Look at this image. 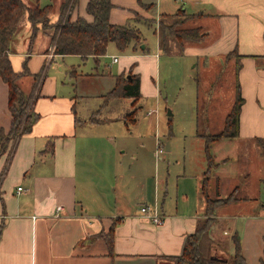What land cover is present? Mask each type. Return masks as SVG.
<instances>
[{"label": "crops", "instance_id": "obj_1", "mask_svg": "<svg viewBox=\"0 0 264 264\" xmlns=\"http://www.w3.org/2000/svg\"><path fill=\"white\" fill-rule=\"evenodd\" d=\"M87 1H79L76 14L89 19L84 11ZM43 2L37 0L40 7L53 5L49 17L55 22L61 0ZM111 2L113 24L123 25L133 13L141 14L137 0ZM181 2L184 12L208 22L200 26L214 27L225 53L235 50L241 57L237 81L244 102L238 136L217 141L205 151V139L196 130L195 142L183 148L170 170L161 171L155 163L150 181L125 119L117 111L108 112L103 103L115 86L110 79L117 76L110 78L97 69L106 54L97 60L55 55L48 50L47 32L37 33L28 50L31 27L22 18L9 53L12 68L21 72L25 61L29 72L36 74L44 66L46 77L32 107L38 119L0 156V264H171L204 218L202 185L208 150L219 159L215 192L223 199L238 193L235 201L214 211L216 225L210 227L209 238L217 246L212 236L219 225L224 226L225 235L238 237L246 264H264V218L255 206L264 179L258 174L251 184L249 153L243 158L250 167L247 171L242 166L239 175L232 166L237 146L264 142V0ZM20 32L25 36L18 39ZM141 55L137 51L128 60ZM67 57H77L82 64L90 60L92 69L85 73ZM95 83L110 90L85 93L84 88ZM141 83L140 79V88ZM17 84L27 95L33 78L20 77ZM101 111L112 117L90 121ZM10 123L8 87L0 80V130L7 134ZM145 204L156 206L163 217L161 225L144 219L140 207ZM58 206L62 211L56 217ZM228 244L226 251L232 257L235 242Z\"/></svg>", "mask_w": 264, "mask_h": 264}, {"label": "rangeland", "instance_id": "obj_2", "mask_svg": "<svg viewBox=\"0 0 264 264\" xmlns=\"http://www.w3.org/2000/svg\"><path fill=\"white\" fill-rule=\"evenodd\" d=\"M41 2L44 3L43 0ZM35 3V0H32L29 5L34 7ZM142 4L143 8L140 7L141 14L133 13V19L127 20L125 23L139 30L143 40L142 44L136 50H132L130 46L124 51H119L114 44L110 43L105 57L99 60L97 69L110 78L118 76L126 69V72L121 73L122 79L138 73L142 80L141 97L137 101L114 98V94H112L105 96L103 103L107 106L105 107L108 112L110 110L117 111L119 117L122 116L125 119L129 131L133 133L132 143L134 146L137 144L139 159L143 160L146 174L151 181L155 165L158 164L156 166L161 171H165L166 168L170 170L168 166L181 158L183 148L187 144L195 142L193 138L196 130L205 138L208 148L217 142L214 141V138L221 133L225 116L230 111L236 97L235 72L241 57L234 50L225 53L224 44L218 43L219 35L214 27L204 24V26H200L202 22L208 23L206 20H198L199 16L186 19L185 17L189 15L186 12L184 16L180 13L174 16L177 9L186 8V5L182 6L181 0H143ZM189 11L187 9V12ZM181 21L184 22L182 28L199 27L205 34L204 39L181 47L179 42L169 37L164 43V50L161 49L156 31L161 32L164 28L174 26ZM44 30L39 27L37 33H43ZM30 33L31 31L28 29L29 37ZM47 33L51 34L52 30H48ZM165 33L168 34V31L165 30ZM21 34L23 33L20 32L18 39L20 36L22 37ZM142 45L145 50L141 48ZM19 46L17 45L16 49ZM51 51L53 52V50ZM137 51L138 54L144 55H141L140 59L136 58L130 62L128 55H135ZM114 57L118 59L117 63H112ZM66 60L75 67L79 64L80 70L85 73L89 72L92 67L90 60L85 61L84 64L80 63L77 57H67ZM129 62L131 63L130 66ZM110 80L116 84L117 80ZM96 83L86 86L84 88L85 93L97 94L110 90V88L108 89L109 86L100 87L96 86ZM107 111L93 113L90 116V121H106L109 119L108 117H112V115L106 116ZM131 115L136 118L135 123L129 121ZM120 141L121 139H117V143ZM158 144L164 147V153L160 154V158H162L160 161L154 156ZM166 145L170 147L169 152L166 151ZM260 147H264V142L252 141L251 144L240 148L237 146L232 162L234 171L237 172L239 169L237 173L239 175L242 172V166L246 171L251 167L249 180L252 185L258 174L264 179V150ZM248 153L250 167L243 159ZM208 156V167L204 173L202 185L204 211L209 205L208 202L216 204L223 199L218 192H215L214 177L219 159H216L209 150ZM238 179L240 178L236 180ZM251 184L250 186H252ZM232 196L235 198L238 193L235 192ZM255 201H257L256 209L264 218L262 215L263 207L261 208L260 205L263 204L264 206V185L260 186L259 198ZM212 220L211 226L214 227L216 225L215 215H213ZM224 231H227L226 228L219 225L217 232L212 236L218 244L213 246L210 254L215 252L219 258H222L221 261L224 264H231V254L226 250L227 245H230L228 242H235V240L230 234L225 235ZM220 250L224 253H220ZM170 261L171 264H177L176 259Z\"/></svg>", "mask_w": 264, "mask_h": 264}, {"label": "trees", "instance_id": "obj_3", "mask_svg": "<svg viewBox=\"0 0 264 264\" xmlns=\"http://www.w3.org/2000/svg\"><path fill=\"white\" fill-rule=\"evenodd\" d=\"M79 1L61 0L59 16L55 22H51L49 16L53 11V5L48 4L40 7L35 0L36 3L33 7L23 0H0V80L8 87V110L11 116L7 134L4 135L0 130V156L10 151L11 143L13 145L22 135L29 133L33 123L38 119V115L34 113L32 107L46 77L44 66L36 74L29 72L25 61L21 72H16L12 68L9 53L22 18L26 17L31 27L28 50L32 47L39 27H42V30L45 29L44 32L52 30L48 36V50H53L55 55L60 56L79 55L82 59L91 56L97 60L106 54L110 43L114 44L119 51H124L130 46L132 50H136L142 44L143 40L137 28L129 24L117 25L110 22V11L113 8L111 0H88L84 11L89 19L76 14ZM137 3L143 8L142 0H137ZM176 12L174 16H177L178 13L184 16L185 13L182 8ZM195 16L189 14L185 18L192 19ZM182 23L184 22H177L176 25L164 28L161 32L156 31L161 49L164 50V43L169 37L179 42L181 47L204 39L205 34L199 27L186 29L182 28ZM165 30L168 31V34L165 33ZM237 66L235 72L236 97L230 111L225 116L222 131L215 136L214 141L234 139L238 136L239 118L244 100L237 81L240 64L238 63ZM23 76L33 78L32 90L27 95L17 84L18 79ZM115 80L117 81L114 88L106 96L114 94V98L132 99L133 102L140 99V77L138 74L127 76L125 79H122V74H120L116 76ZM129 117V121L135 123L136 118L132 115ZM262 148L264 150V147ZM207 161L209 162L208 155ZM235 199L230 194L227 198L219 200L217 205L208 202L209 205L204 211L203 220L197 224L195 232L187 237L182 254L175 258L177 264H224L221 260L211 257L210 250L213 244L209 238V230L215 209L235 201ZM233 239L235 240V250L231 264H246L238 245V237L235 235Z\"/></svg>", "mask_w": 264, "mask_h": 264}, {"label": "built area", "instance_id": "obj_4", "mask_svg": "<svg viewBox=\"0 0 264 264\" xmlns=\"http://www.w3.org/2000/svg\"><path fill=\"white\" fill-rule=\"evenodd\" d=\"M118 59L116 57L112 58V63H117ZM163 145L158 144L157 149L155 150L154 156L157 160H160V154H163ZM18 192L21 191V188L17 189ZM62 211V207L58 206L55 208V216L57 217L60 212ZM140 213L144 217V219L148 220V222L152 223L153 225H161L163 223V217L160 215L156 209V206H151L145 204L144 206L140 207ZM262 215L264 216V207L262 209Z\"/></svg>", "mask_w": 264, "mask_h": 264}, {"label": "water", "instance_id": "obj_5", "mask_svg": "<svg viewBox=\"0 0 264 264\" xmlns=\"http://www.w3.org/2000/svg\"><path fill=\"white\" fill-rule=\"evenodd\" d=\"M143 45L141 46V48L143 49ZM168 115H170V112H168ZM211 257L213 258V259H219V260H221L222 258H219L218 256H216V255H212L211 254Z\"/></svg>", "mask_w": 264, "mask_h": 264}]
</instances>
